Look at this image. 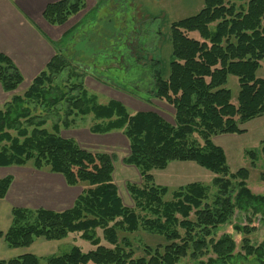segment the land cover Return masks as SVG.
Instances as JSON below:
<instances>
[{"label": "trees", "instance_id": "16d2710c", "mask_svg": "<svg viewBox=\"0 0 264 264\" xmlns=\"http://www.w3.org/2000/svg\"><path fill=\"white\" fill-rule=\"evenodd\" d=\"M244 1L205 0L204 7L195 16L173 22L172 59L167 68L161 60L137 55L127 56L122 59L126 64L117 65L122 55L113 54V50L123 45L119 36H123L126 29L123 16L121 28H114L111 46L103 37L106 50L101 53L102 59L110 61L111 68L124 69L126 74L130 69L141 68L134 77L135 83L138 77L141 83L148 85L147 95L174 108L175 125L153 112L131 116L127 108L116 101L108 105L90 104L86 91L82 97H69L83 83L73 87L57 83L58 75L66 69L72 71L63 49L74 42L76 31L96 19L99 7L54 43L56 55L46 69L23 96H14L0 108V167L31 163L38 170L47 169L62 175L69 186L87 184L88 187L74 207L63 212L14 208L12 226L4 238L10 248H29L38 238L58 241L78 235L92 245L91 251L85 253L74 246L66 254L48 257L46 264H179L188 256L199 259L209 250L215 258L210 257L200 264H230L236 258L246 261L253 258L264 264V242L256 246L244 238L243 253H235L236 238L255 231L250 226L256 219L264 222V194L257 195L249 189L248 169L231 172L224 150L212 142L218 135L243 134V124L264 116V79L257 77L258 69L264 65V0ZM85 8L86 0H61L48 5L43 16L50 25L61 26ZM112 18L113 14L107 17L109 21ZM193 33H197L198 38L189 36ZM114 59H119L117 64ZM75 68H81L78 61ZM78 69L70 72L69 79L78 77L82 82L86 73L80 74ZM89 74L107 84L109 80L116 81L115 74L108 77ZM131 75L135 76L133 72ZM229 76L238 78L237 105L232 103V93L225 87ZM22 82L23 77L13 61L0 54V83L4 90L15 91ZM137 97L146 100L143 94ZM63 101L69 102L68 115L92 114L101 121L94 125V133L124 131L130 142L126 163L140 171L146 184L143 189L129 186L135 209L124 206L119 196L113 180L112 156L81 149L74 140L60 136L58 123L54 132H50L43 128L47 120L33 115L32 104L49 111ZM65 124L71 125L69 120ZM259 154L264 157V142L260 153L248 152L253 166ZM174 162H192L216 175L213 186L217 194L211 202L210 188L200 183L171 191L155 183L151 172L165 170ZM11 184V177L0 180V200L5 199ZM169 193L172 198L166 200ZM234 209L238 210L239 220L242 219L241 225L215 240L213 231L230 220ZM150 214L154 218H149ZM140 226L163 234L167 244L155 249L146 247L145 256L135 258L132 241L126 235L135 233ZM0 264H41V259L27 254L0 260Z\"/></svg>", "mask_w": 264, "mask_h": 264}, {"label": "rangeland", "instance_id": "374dc122", "mask_svg": "<svg viewBox=\"0 0 264 264\" xmlns=\"http://www.w3.org/2000/svg\"><path fill=\"white\" fill-rule=\"evenodd\" d=\"M102 2L107 3L108 6L102 12L101 17H104V21L100 24H97L94 32H90L86 27H81L77 35L75 34L74 42L68 43L63 49L65 56L69 58V63L72 71L77 70L75 64L78 63L81 65V68L78 69L80 74H85L82 82L80 78L73 77L69 79V74L72 72L69 69H66L62 74L57 76V83L61 85H68L67 87H73L78 83H83L82 87H78L77 90H73L68 96L69 97H82L84 91L87 92V99L89 103H96L99 105H108L112 101L121 103L125 108H127L128 113L131 116H134L138 113H148L153 112L158 114L166 122L171 125H175V110L172 106L167 104L163 100L155 99L152 95H147L146 90L147 86L141 83L140 79L137 77L135 83L134 77L138 75L141 68H136L131 70L126 74V71L122 69L121 71L117 68L109 67L111 64L110 61H105L102 59L101 53L104 52L106 48L104 46V38H107L109 45H112L111 38L114 34V28L119 30L121 28L120 19L123 16L125 19L126 29L124 30L123 36L121 37V42L123 43L122 48L114 49L113 54L122 55L120 58V64L118 60H113L117 65L122 66L125 63L123 61L127 56H142L143 59L151 57L161 60L164 64V67L167 68L171 59H172V45H171V26L173 22L180 21L185 18L195 16L205 5V0H101ZM227 2H236L237 0H226ZM249 0H245L244 3H247ZM88 17L93 15L92 8L95 6L92 2L88 0ZM240 4V3H238ZM109 9H112L109 11ZM113 14L111 21L107 19ZM73 17V16H72ZM70 17L69 20L72 18ZM87 17V18H88ZM106 19V20H105ZM68 20V21H69ZM67 21V22H68ZM107 21V23H105ZM66 22V23H67ZM84 22V21H83ZM123 22V21H121ZM65 23V24H66ZM73 23L71 20L70 24ZM64 24V25H65ZM124 24V27H125ZM68 25V26H69ZM63 26V25H61ZM78 26V25H77ZM73 25L70 26V31ZM76 27V26H75ZM78 30V29H77ZM67 31V32H68ZM66 32V33H67ZM122 32V30H121ZM65 33V34H66ZM193 38H198L197 33L189 34ZM118 40V39H117ZM154 41V43H151ZM73 49L71 50V48ZM106 50V49H105ZM122 51V53H121ZM124 52V53H123ZM73 53V54H72ZM152 54V56H151ZM75 60H74V59ZM99 58V59H97ZM78 59V60H77ZM97 59V60H95ZM123 59V60H122ZM142 59V60H143ZM122 62V63H121ZM92 66L89 68V65ZM114 64V66H116ZM140 64V63H139ZM126 66V65H125ZM96 67V70H95ZM94 68V69H93ZM19 70V69H18ZM166 72H169L166 69ZM20 71V70H19ZM89 72L96 73L99 77H108L113 76L116 79L115 82L109 80V84L100 82L99 79L89 74ZM120 72H124L123 74ZM133 75L135 76H132ZM22 75V74H21ZM40 75V74H39ZM92 76V78L90 77ZM23 77V75H22ZM257 77L264 79V65L258 69ZM94 78V79H93ZM149 82H154L152 76L149 77ZM35 80V79H34ZM71 80V82H69ZM33 83V82H32ZM31 83V85H32ZM1 84V83H0ZM23 82L17 88V90L6 93H13V96H23L24 93L30 88L24 85ZM2 85V84H1ZM79 85V84H78ZM123 85V86H122ZM3 87V86H2ZM232 93V103L237 105L238 96L240 92V86L238 78L235 76H229L227 85L225 86ZM21 88V89H20ZM135 88H138L136 91ZM4 89V88H3ZM19 92L16 94V92ZM70 89L66 90L69 91ZM143 90V91H141ZM133 92V93H131ZM139 92V93H138ZM143 94V97L146 100H143L135 94ZM11 100L6 102L9 103ZM71 101V100H70ZM5 104L0 107L3 108ZM33 115L39 116L41 120L46 119V124L43 126L44 129H47L50 132H54L55 124H59L60 136L65 139L74 140L77 145L88 152L108 154L113 157L114 162V173L113 180L117 186L118 193L120 198L123 201L124 206L129 209H135V202L130 193L129 186H137L141 189L145 187V182L141 177L140 171L134 166H128L126 160L130 156V142L124 134L123 130H117L108 134H97L94 133L93 127L98 121L94 116L88 115L84 117H77L74 115H68L69 112V102L63 101L55 109L46 110L43 106H35L32 104ZM48 113V114H47ZM66 120H69L71 125H66ZM72 121L74 123H72ZM241 129L245 132L243 134H228V135H218L213 137V144L222 148L226 154L227 164L231 172L236 173L240 169H248L250 171V176L248 178L247 184L249 189L257 194H264V157L262 154H259V159L256 162V165L253 166V160L248 155V152H258L260 153L261 144L264 142V116L256 118L246 124L241 126ZM189 167H194L196 170L191 171ZM11 168H29L37 171L49 172L47 169L38 170L32 166L31 163L25 166H10V167H0V180L11 177L12 183L14 177L21 178L18 175V172H14ZM190 170V171H189ZM152 175L154 177L155 183L161 187H167L170 191L176 190L180 186L187 185V180H192L188 182H198L206 187H209L208 193H210L209 202L217 194V188L213 186V181L216 177L214 173L204 168H201L195 163H171L167 170H153ZM55 174V173H53ZM182 181L184 184L179 185V181ZM66 182V181H65ZM12 185V184H11ZM64 189L65 194L69 195L70 191L74 194L79 192V190L84 191L88 187L87 184H82L76 189L72 186L67 185ZM67 187L71 190H68ZM72 187V188H71ZM76 192V193H75ZM81 192V193H82ZM81 195V194H80ZM7 196V194H6ZM5 196V198H6ZM172 198V194L169 193L165 198L169 200ZM78 199V198H77ZM76 203V201H75ZM74 203V205H75ZM74 205L69 208L72 209ZM22 208V207H14ZM13 208V209H14ZM13 209L11 211V225L13 222ZM28 209V208H22ZM30 209V210H39ZM65 209V210H69ZM46 210V209H45ZM234 215L230 220L221 225L218 229L214 230V239L218 240L224 235L234 232V227L236 225H241L242 219L239 220V213L237 209H234ZM145 213L141 212V216L145 217ZM149 218H154L152 214L148 216ZM193 219V216H192ZM9 227V229H10ZM255 228L250 234H245L242 237L236 238V254L243 253L242 251V241L244 238H248L252 245L259 246L264 242V222L256 219L254 223L250 226ZM8 229V230H9ZM1 231L3 234L0 237V260H8L12 258H17L23 255H34L41 259V264H46V259L52 256H61L70 252L74 246H78L82 249L83 252H88L93 249L92 245L81 238H78V235L70 236L72 237V242L68 245L62 244V246L57 243H62L65 239L58 241H48L45 238H38L34 241L32 246L37 249L35 246L38 245L39 241L45 240L51 242V245H54L53 249L38 251V254L31 252L33 248H18L12 249L5 242V235L8 232ZM183 233L184 230H181ZM98 235L101 237V231L98 232ZM124 235L120 236L123 237ZM133 245V253L135 258H140L145 256L146 247L156 248L159 245L167 244L165 236L163 234H158L157 232L152 233L149 229L140 226V228L132 234L126 235ZM69 238V237H68ZM209 239V238H208ZM71 241V240H69ZM5 245H4V243ZM7 247L10 250H7ZM59 248V249H58ZM210 257H214V254L209 250V253L199 259H193L190 256L184 258L180 261L179 264H200L201 261L207 262ZM230 264H260L255 259L243 260V258H236V261Z\"/></svg>", "mask_w": 264, "mask_h": 264}, {"label": "crops", "instance_id": "0c3cea01", "mask_svg": "<svg viewBox=\"0 0 264 264\" xmlns=\"http://www.w3.org/2000/svg\"><path fill=\"white\" fill-rule=\"evenodd\" d=\"M59 1L61 0H0V54L9 57L20 70V73L24 77L23 86L26 85V89L31 85L34 79L46 69L47 65L56 55L54 43L62 39L71 25H73V27L80 25L89 15V3L88 0H86V8L77 15H74L65 25H50L45 20L43 12L48 5ZM89 1L95 5L92 10L98 7L100 10L96 19L89 21V26L88 28L86 27L88 31L94 32L95 28L93 29V26L104 21V17L102 18L101 15L109 4L108 2L104 4L101 0ZM110 10L112 9H109V11ZM71 20H73V23L69 25ZM105 23H107V21H105ZM20 89H18L16 94ZM12 96L13 93H6L0 84V107L11 100ZM189 168L191 171L196 170L194 167ZM11 169L14 170V172L17 171L21 178L19 179L12 176L14 181L7 196L4 200H0L1 231H7L9 229L12 219L11 211L14 207L28 209L44 208L55 212H63L66 211L65 209H69L74 205L82 192V190H79V192H75L76 194H74L70 191L69 195L65 194L64 189H66V182L64 177L59 174L37 171L29 168ZM191 180H187V185L198 183L188 182ZM181 184L184 183L180 180L179 185ZM187 185L180 187H185ZM73 188L76 189L77 187ZM67 189L71 190L68 187ZM71 238L72 237H69L62 243L60 242L57 244L60 246H62V244L68 245L72 242ZM37 244L38 245L35 246L37 249L32 246L31 252L38 254V251L54 248L51 242L45 240H41ZM7 250L10 249L7 247Z\"/></svg>", "mask_w": 264, "mask_h": 264}]
</instances>
